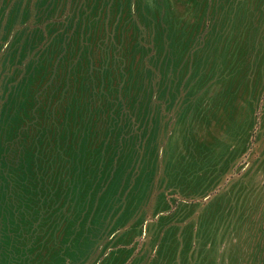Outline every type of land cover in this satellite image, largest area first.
<instances>
[{
    "label": "rangeland",
    "instance_id": "374dc122",
    "mask_svg": "<svg viewBox=\"0 0 264 264\" xmlns=\"http://www.w3.org/2000/svg\"><path fill=\"white\" fill-rule=\"evenodd\" d=\"M0 264H264V0H0Z\"/></svg>",
    "mask_w": 264,
    "mask_h": 264
}]
</instances>
